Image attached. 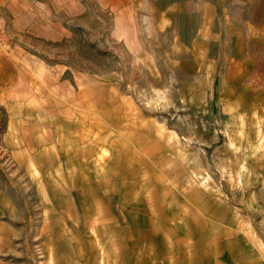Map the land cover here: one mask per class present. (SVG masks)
<instances>
[{
    "label": "rangeland",
    "instance_id": "1",
    "mask_svg": "<svg viewBox=\"0 0 264 264\" xmlns=\"http://www.w3.org/2000/svg\"><path fill=\"white\" fill-rule=\"evenodd\" d=\"M199 1L0 16V264H264V0Z\"/></svg>",
    "mask_w": 264,
    "mask_h": 264
},
{
    "label": "crops",
    "instance_id": "2",
    "mask_svg": "<svg viewBox=\"0 0 264 264\" xmlns=\"http://www.w3.org/2000/svg\"><path fill=\"white\" fill-rule=\"evenodd\" d=\"M100 7H127V8H143L144 6L149 7L154 6V3L166 1L168 5L165 10L161 11L165 16L172 18L176 14L185 15L188 12L196 11L198 15L199 11V0L195 1V8L193 7V0H94ZM87 4L85 0H0V16L4 19L6 16V10L10 11L12 15L13 26L17 23L30 22L31 25L37 23L35 16H38L39 11L46 12V15L57 9L65 10L69 13H79L83 14L87 10ZM191 6V7H190ZM190 7V8H189ZM57 11V10H55ZM31 14V15H30ZM33 22V23H32ZM2 36L0 34V46H1ZM12 85H16V76L11 80ZM21 86V85H20ZM17 88L13 89L15 91ZM20 91H22L20 89Z\"/></svg>",
    "mask_w": 264,
    "mask_h": 264
}]
</instances>
